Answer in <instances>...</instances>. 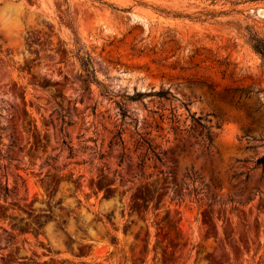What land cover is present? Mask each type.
<instances>
[{
    "label": "rangeland",
    "instance_id": "rangeland-1",
    "mask_svg": "<svg viewBox=\"0 0 264 264\" xmlns=\"http://www.w3.org/2000/svg\"><path fill=\"white\" fill-rule=\"evenodd\" d=\"M222 2L0 0V264H264V4Z\"/></svg>",
    "mask_w": 264,
    "mask_h": 264
},
{
    "label": "trees",
    "instance_id": "trees-1",
    "mask_svg": "<svg viewBox=\"0 0 264 264\" xmlns=\"http://www.w3.org/2000/svg\"><path fill=\"white\" fill-rule=\"evenodd\" d=\"M219 1H223V2L221 3L222 8L221 10L218 11V14H223V15L234 13V12L244 14V12L247 11L248 9H238V7L241 5L254 6L257 4H264V0H210V5L215 6L217 2ZM227 4H229V8L223 9V7ZM245 28L248 31L247 41L249 45L261 56L263 64H264V39L257 36L255 33L250 32L247 26H245ZM82 66L85 71L86 78L90 82L98 83L89 56L84 58V60L82 61ZM120 111H121L122 117H126V111L123 108H120ZM191 117L192 119L200 123L199 118H194V116H191ZM207 138L210 141V137L207 136ZM257 164L263 166L264 157L258 159Z\"/></svg>",
    "mask_w": 264,
    "mask_h": 264
}]
</instances>
